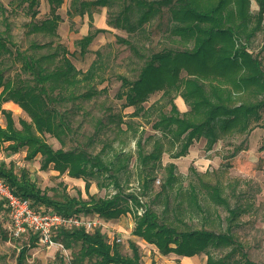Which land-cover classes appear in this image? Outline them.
Masks as SVG:
<instances>
[{"label":"trees","instance_id":"trees-1","mask_svg":"<svg viewBox=\"0 0 264 264\" xmlns=\"http://www.w3.org/2000/svg\"><path fill=\"white\" fill-rule=\"evenodd\" d=\"M114 1L71 0L67 10L69 17L88 14L91 19L88 33L76 41L81 55L89 52L97 33L106 31L94 29L93 12ZM21 2H27V13L32 18L27 23L28 32L42 34L49 40H33L23 49L15 41L12 23L0 4L4 27L0 29V113L6 118V126L0 125V147L3 141H10L13 144L8 148L13 151L20 146L27 147L28 158L41 153L44 167L53 164L60 173L67 171L71 176L82 177L87 191L91 179L106 174L119 187L115 170L120 171L125 166L122 157L117 156L118 165L115 166L114 161H106L101 152L93 154L78 147L54 149L45 139L49 134L64 145L65 138L74 136L77 130L74 108H83L77 100H91L107 90L95 84L98 76L99 82L105 80L98 72L101 54L87 70L78 69L72 60L77 51H70L58 33L62 17L57 10L64 0H48L50 16L41 21L35 19L40 0ZM165 11L169 13L166 31L170 40L178 45L161 50L149 47L144 53L139 39L144 36L146 25L163 17ZM108 23L136 35V40L120 35L116 38L145 60L137 78L119 75L122 83L116 96L125 100L122 106H132L134 110L124 114L112 112V107H108L106 111L111 112L106 114L107 120L97 119L95 136L102 127L115 123L114 128L121 132L131 130L132 137L136 138L139 128L134 118L157 113L150 122L152 129L161 135L137 140V160L145 189L154 180L165 152H169L171 158L185 156L195 141L204 138L207 151L219 141L233 145L227 156L233 158L247 149L246 137L255 127L264 128V58L261 50L253 48L259 34H264V0H125L122 9ZM8 61L19 63L12 76L5 75ZM157 92L167 98L168 111L159 103L146 106L150 96ZM176 96L184 99L188 110L179 109ZM8 101L19 104L30 120L21 118V127H17L12 110L3 107ZM123 123L127 125L126 130L121 127ZM236 138L242 141L234 143ZM150 143L151 150H146V144ZM175 170L173 162L165 166L166 176L156 195H165L162 211L142 204L145 210L137 215L133 234L154 244L162 254L191 257L205 253V264H262L250 258L244 243L234 232L241 215L250 209L249 203L233 205L224 184L206 180L198 174L197 183L193 181L189 188L177 193L178 201L174 205L171 191L179 181ZM0 178L38 210L51 208L67 215L94 213L104 218H118L131 210L128 202L122 203L126 199L120 196L101 198L91 194L88 200L69 196L54 199L37 185L26 169L16 170L13 164L3 160H0ZM129 197L140 204L135 193H130ZM3 208L7 209L0 200V210ZM221 208L227 211L224 219L219 213ZM195 215L201 217L198 225L186 220ZM37 240L36 235L30 234V247L35 246ZM54 240L67 249L80 246L70 264H84L87 260L93 264H145L135 242L130 243L133 254H123L120 244L110 243L100 229L92 232L61 229ZM26 249L21 251V264ZM213 250L222 253L215 255Z\"/></svg>","mask_w":264,"mask_h":264},{"label":"rangeland","instance_id":"rangeland-1","mask_svg":"<svg viewBox=\"0 0 264 264\" xmlns=\"http://www.w3.org/2000/svg\"><path fill=\"white\" fill-rule=\"evenodd\" d=\"M125 0H115L114 3L108 7H100L93 12L92 23L94 29H105L97 33L93 42L89 46V52L81 55L76 41L85 36L90 29V17L85 14L83 17L76 15L69 17L67 10L71 0H64L63 4L58 8L57 12L62 17L58 26V33L61 41L68 47L70 51H77V54L72 57V60L78 69L87 70L90 65L100 55L98 62L99 75L103 76L105 80L99 82V76L95 80L98 88L107 87L91 100H77L76 103L83 105L81 108H74L76 110L74 117V126L77 130L74 136L65 138L64 145L49 134L45 135L46 141L53 146L54 149L63 147L70 149L78 147L87 149L93 154L101 152L103 158L108 161H114L115 166L118 165L117 156L122 157V169L115 170L118 176L119 187L116 186L111 177L107 174L103 177H96L91 179V187L89 191L86 190V181L82 177L71 176L67 171L60 173L53 168V164L47 167L43 166V155L38 153L33 158H28L27 147L20 146L16 151L9 149V145L13 142L3 141L0 147V160L6 161L8 164H13L16 170L26 169L30 177L42 189L46 190L50 197L54 199H63L66 196L79 197L82 200H88L91 194L101 198H113L120 196L122 203L131 207V210L122 214L118 218H104L102 221L105 226L103 232L107 235L110 243L115 240L120 244L123 254L132 255V248L130 243L135 242L145 264H205L207 255L205 253L196 254L191 257L179 256L175 253L162 254L158 248L145 239L135 236L133 230L136 226L137 215H142L145 207L148 205L158 212H161L165 204V195L156 197L160 193L162 183L166 176L165 166L168 163H175V174L179 181L175 184L171 191V200L175 205L177 203V193L189 188L190 183L198 182V174L202 175L206 180L212 182L220 181L224 184L226 193L229 195L233 205L249 203L250 209L241 215L238 220V226L234 228L237 237L244 243L245 250L248 252L250 258L256 262L264 264V128L255 127L246 137L247 149L240 151L235 157L227 158L233 145L228 144L227 141H219L212 150L205 149L206 140L201 138L195 141L189 148V152L185 156L179 158H171L169 152H165L161 158V165L156 169V176L150 182L148 189L142 186V169L137 160V140L145 139L149 135H161V132L152 129V123L157 113L148 117H135L134 124L139 128L137 137H132L131 130L121 132L115 127V123H109L102 127L95 136L97 119L103 118L107 120L106 114L109 112L120 111L122 113H131L134 108L132 106L124 107V99L118 98L116 95L121 87V80L119 75H126L131 79L138 76L141 65L144 63V58L135 55L129 46L117 41L116 36L131 38L136 40V35L129 34L127 31L114 28L109 25L108 21L114 14L118 13L123 7ZM0 4L5 8V14L9 16L12 23V34L15 41L23 48L29 47L33 40L39 42H46L48 37L42 34L29 33V23L32 18L27 13V2L21 0H0ZM39 10L36 20L41 21L50 16V4L48 0H40ZM253 8L257 5L253 3ZM169 13L165 11L163 17L155 18L151 23L146 25L144 36L139 39L142 51L146 53L149 47L155 50H161L163 47H176L168 36L167 22ZM0 16V29H3ZM256 51L261 50V55L264 58V34L260 33L253 44ZM8 69L5 72L6 76H12L16 72V67L19 63L11 64L7 62ZM10 105L3 106L6 109L12 110L13 118L16 126L21 127L19 120L25 118L30 120L22 107L14 101ZM179 109L183 112L188 110V105L181 96L175 97ZM159 103L163 105L165 110L170 109V104L167 98L163 97L162 92H157L150 96L146 106ZM71 105V104H70ZM77 107V106H76ZM108 107H112L111 111ZM90 111L86 114L84 111ZM129 119L128 117L125 118ZM0 125L4 128L6 126V118L0 113ZM126 130L125 123L121 126ZM92 137V139H89ZM242 138H236L234 143H239ZM146 150H151V143L146 144ZM230 163V166L228 164ZM232 184V185H231ZM139 188V189H138ZM130 193H135L138 196L140 204H136L129 197ZM141 211V213H140ZM221 219L227 215L224 208L219 209ZM84 215H94V213H79ZM190 223L198 225L201 217L195 215L192 219L186 217ZM119 239V241H117ZM30 233L27 232L21 236H14L10 230V217L8 210L3 208L0 210V264H21L19 263L21 251L25 248L24 261L22 264H70L75 257V253L80 246H75L72 249H67L65 253L58 246L48 247L35 241V246H31ZM215 255L221 254V251L213 250ZM84 264H93L92 261L87 260Z\"/></svg>","mask_w":264,"mask_h":264},{"label":"built area","instance_id":"built-area-1","mask_svg":"<svg viewBox=\"0 0 264 264\" xmlns=\"http://www.w3.org/2000/svg\"><path fill=\"white\" fill-rule=\"evenodd\" d=\"M139 189V188H138ZM0 200L8 210L10 230L14 236H21L27 232L36 235L42 245L58 246L65 253L67 248L60 241L54 240L55 234L61 229H83L92 232L105 226L102 217L84 214H62L51 208L38 210L31 205L28 199L17 195L10 185L0 178ZM141 213V211H140ZM119 241V239H117ZM115 240L111 243H114Z\"/></svg>","mask_w":264,"mask_h":264},{"label":"crops","instance_id":"crops-1","mask_svg":"<svg viewBox=\"0 0 264 264\" xmlns=\"http://www.w3.org/2000/svg\"><path fill=\"white\" fill-rule=\"evenodd\" d=\"M10 103H12V102H5L4 104H3V106H6V107H8V106H12V105H10ZM13 104V103H12Z\"/></svg>","mask_w":264,"mask_h":264}]
</instances>
